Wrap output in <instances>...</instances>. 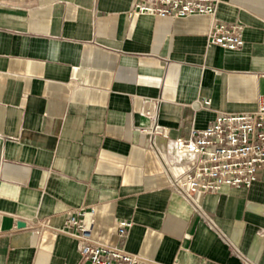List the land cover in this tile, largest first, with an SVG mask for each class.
I'll return each mask as SVG.
<instances>
[{"label": "crops", "instance_id": "obj_1", "mask_svg": "<svg viewBox=\"0 0 264 264\" xmlns=\"http://www.w3.org/2000/svg\"><path fill=\"white\" fill-rule=\"evenodd\" d=\"M148 1L0 0V264H78L58 230L91 209L95 242L147 263L264 264V170L191 198L170 184L175 139L264 97V0L134 13ZM212 24L241 25L242 46L210 44Z\"/></svg>", "mask_w": 264, "mask_h": 264}, {"label": "built area", "instance_id": "obj_2", "mask_svg": "<svg viewBox=\"0 0 264 264\" xmlns=\"http://www.w3.org/2000/svg\"><path fill=\"white\" fill-rule=\"evenodd\" d=\"M216 0H149L136 4L134 13L148 14L169 19L196 15L214 16ZM241 25L212 24L208 34L210 44L226 50L242 46ZM209 100L196 101L195 108L208 107ZM146 114H149L147 112ZM151 142L167 131L155 121L150 128L141 129ZM176 162L184 164L182 176L170 174L171 186L182 195L191 198L196 192H216L221 187L249 188L260 170H264V97L254 110L241 113H221L203 130H193L188 138L173 141ZM169 170V168H167ZM94 210L68 213L61 233L77 240L78 264H153L121 248L103 245L92 239ZM88 214L90 217L85 218ZM131 223L116 221L119 239L124 238Z\"/></svg>", "mask_w": 264, "mask_h": 264}, {"label": "water", "instance_id": "obj_3", "mask_svg": "<svg viewBox=\"0 0 264 264\" xmlns=\"http://www.w3.org/2000/svg\"><path fill=\"white\" fill-rule=\"evenodd\" d=\"M23 225V224H22Z\"/></svg>", "mask_w": 264, "mask_h": 264}]
</instances>
